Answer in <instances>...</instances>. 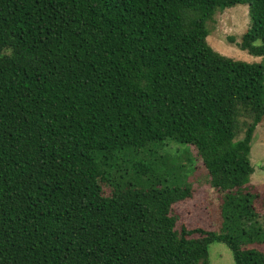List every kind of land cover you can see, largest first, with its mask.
Segmentation results:
<instances>
[{
  "label": "trees",
  "instance_id": "obj_1",
  "mask_svg": "<svg viewBox=\"0 0 264 264\" xmlns=\"http://www.w3.org/2000/svg\"><path fill=\"white\" fill-rule=\"evenodd\" d=\"M243 3L240 47L264 56V0H0V264H211V242L264 264V217L240 191L264 63L207 41ZM190 146L229 192L219 231L177 228Z\"/></svg>",
  "mask_w": 264,
  "mask_h": 264
},
{
  "label": "rangeland",
  "instance_id": "obj_2",
  "mask_svg": "<svg viewBox=\"0 0 264 264\" xmlns=\"http://www.w3.org/2000/svg\"><path fill=\"white\" fill-rule=\"evenodd\" d=\"M209 26L211 32L207 41L216 51L237 60L264 63V56L251 55L240 47L244 34L251 26L248 4H237L217 12ZM185 147L186 145H177L176 149L181 150ZM190 153L187 155L183 152L180 163L181 172L186 175L187 182L193 189V196L174 204V211L179 215L177 228L180 230L185 225L188 228L202 227L206 230L219 231L224 222L222 204L229 192L211 185L208 169L195 146H190ZM250 159L255 171L250 182L240 191L255 194L256 208L264 217V119L255 131ZM104 192L106 194L110 192L107 185L104 186ZM262 222L264 223V219ZM198 238L201 239L202 235L197 233L189 236V243L186 246L190 248L191 244L195 243L193 241ZM251 247L264 250V243H255ZM207 249L211 264H236L231 249L225 243L211 242Z\"/></svg>",
  "mask_w": 264,
  "mask_h": 264
}]
</instances>
